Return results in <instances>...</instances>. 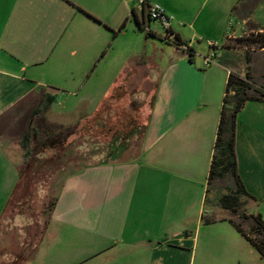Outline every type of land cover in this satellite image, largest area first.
<instances>
[{"label": "crops", "instance_id": "1", "mask_svg": "<svg viewBox=\"0 0 264 264\" xmlns=\"http://www.w3.org/2000/svg\"><path fill=\"white\" fill-rule=\"evenodd\" d=\"M154 4L167 30L147 27ZM252 32H264V0H0V219L20 143L50 97L43 115L67 126L128 100L148 111L135 155L65 177L31 264H264L219 203L228 189H208L229 74L251 66L264 81V50L251 49L248 63L236 44ZM235 151L251 196L240 202L264 221V100L238 113ZM9 258L0 242V264Z\"/></svg>", "mask_w": 264, "mask_h": 264}, {"label": "rangeland", "instance_id": "2", "mask_svg": "<svg viewBox=\"0 0 264 264\" xmlns=\"http://www.w3.org/2000/svg\"><path fill=\"white\" fill-rule=\"evenodd\" d=\"M204 46L203 44L202 49L205 48ZM146 49L144 35L140 50L141 58L145 57L143 53ZM147 53L150 54V50H147ZM146 85L149 86V84H142L141 87L144 88ZM132 102V100H128L124 106L106 108L100 115L88 120L87 129L84 131L85 137L80 135L68 139L59 148L60 155L51 164L32 176V186L28 198L23 200L21 204L14 201L10 202L0 219V242L4 244L5 251L9 253V260H11L8 263L4 262V264H31L42 231L51 214V205L58 196L62 182L67 175L86 166L128 158L139 151L148 111H145L143 115L142 109L136 107L135 103L131 106ZM60 110L61 105L58 104L53 108V112H60ZM126 116L127 118L140 116L139 121L136 119L134 121V132H131L130 125L121 123L122 118L124 119ZM43 117L44 120L48 121L45 115ZM40 119L42 120V118ZM105 121H107L106 124ZM44 152L46 156H52L54 150H45ZM118 152L119 154L116 156L115 154ZM23 155L24 150L15 156L19 169L24 166ZM43 155L40 153L42 162L45 161ZM228 179L230 178L218 181L215 187L227 188L228 193H230ZM25 180L26 176L24 175L22 181ZM237 210L236 214L231 213L235 222L250 233L252 237H256V234L251 231L253 223L247 218L248 213L244 205L241 203ZM15 258L17 260H14Z\"/></svg>", "mask_w": 264, "mask_h": 264}, {"label": "trees", "instance_id": "3", "mask_svg": "<svg viewBox=\"0 0 264 264\" xmlns=\"http://www.w3.org/2000/svg\"><path fill=\"white\" fill-rule=\"evenodd\" d=\"M173 42L179 47L185 44L177 36ZM236 44L248 48L247 58L248 63H250L251 49L264 50V32H252L245 37L238 38ZM187 50L189 52L192 51L189 47ZM251 100H264V81L258 83L254 79L251 72V66H249V71L245 77L230 73L226 83L217 136L208 175V189L214 188L218 181L232 178L235 185L234 189L231 190L230 193L221 196L219 203L223 208L230 210L234 214L237 213V208L241 205V197H251L240 180L235 151L237 115L244 107L245 103ZM52 102L53 97H50L49 101L44 103L42 108L36 110L33 115L34 122L32 127L20 143L24 150V166L22 169H19L18 183L5 206L4 212L11 201L21 204L23 200L28 198L29 190L32 186V176L36 175L44 167L51 164L60 155L59 148L63 146L68 139L75 138V136L86 135L84 132L87 129L86 123L82 125L80 122L66 126L44 120L43 113L50 108ZM40 118H42V120ZM111 129L114 130V128ZM52 149L54 150V156H46L44 151ZM40 153L44 154V162L40 159ZM24 175L26 176V180L23 182L22 179ZM57 198L58 196L51 205V212L56 204ZM247 218L253 223L251 231L256 234V237H252L250 233L244 230L234 220L230 221L257 249L264 259V221L262 216L260 214L248 215ZM45 228L42 231L41 238L44 234Z\"/></svg>", "mask_w": 264, "mask_h": 264}, {"label": "built area", "instance_id": "4", "mask_svg": "<svg viewBox=\"0 0 264 264\" xmlns=\"http://www.w3.org/2000/svg\"><path fill=\"white\" fill-rule=\"evenodd\" d=\"M141 2H145V0H140ZM149 17L153 20L160 21L164 28L167 30L169 28V17L166 15L164 8L160 4H154L149 6L148 10ZM167 37L173 39L172 34H166ZM175 38L173 39V41ZM210 48H215V44L213 42H209ZM182 48L188 49L186 44L181 46ZM212 61V56L205 57V64L209 65Z\"/></svg>", "mask_w": 264, "mask_h": 264}, {"label": "flooded vegetation", "instance_id": "5", "mask_svg": "<svg viewBox=\"0 0 264 264\" xmlns=\"http://www.w3.org/2000/svg\"><path fill=\"white\" fill-rule=\"evenodd\" d=\"M128 119H129V121H128L127 125H130L131 132H134V130H135V127H134L135 118L134 117H130Z\"/></svg>", "mask_w": 264, "mask_h": 264}, {"label": "water", "instance_id": "6", "mask_svg": "<svg viewBox=\"0 0 264 264\" xmlns=\"http://www.w3.org/2000/svg\"><path fill=\"white\" fill-rule=\"evenodd\" d=\"M146 17H147V27H149V25H150V17H149V14H147Z\"/></svg>", "mask_w": 264, "mask_h": 264}]
</instances>
